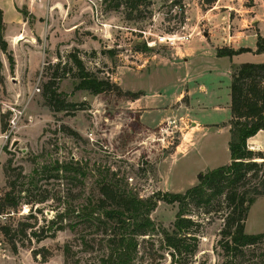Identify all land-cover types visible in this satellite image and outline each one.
Segmentation results:
<instances>
[{
	"label": "rangeland",
	"instance_id": "1",
	"mask_svg": "<svg viewBox=\"0 0 264 264\" xmlns=\"http://www.w3.org/2000/svg\"><path fill=\"white\" fill-rule=\"evenodd\" d=\"M216 1L152 0L150 6L130 14L124 7L108 8L102 0H45L52 9L41 19V38L32 42L22 33L14 43L10 37L13 28L8 30L14 69L11 71L10 61L0 49L7 67V74L2 67L0 111L5 114L3 109L9 104L24 112L1 159L0 204L10 213L1 227H10L11 237L0 229L4 240L0 264H75L77 260L84 264L96 260L102 249L97 243L101 231L83 221L81 214L85 205L104 199L103 185L119 187L139 198L158 191L182 193L199 183L200 173L228 164L229 130L198 134L191 147V121L181 110L189 102H170L185 83L181 77L186 72L202 73L199 80L210 76L200 59L190 56L186 63L183 58L191 38L211 42L212 34L223 29L209 11L217 6ZM253 1L237 0L238 7H251ZM243 12L237 11L232 19ZM251 15L244 13L240 24L235 20L232 33L235 27L254 28ZM26 17L33 16L27 12ZM46 18L49 25L44 23ZM165 33L190 34L191 38L180 46L154 43ZM74 56L82 59L94 76L119 85L123 93L114 89L93 94L77 89L80 79ZM58 62H62L61 75L66 72L58 81L59 99L75 104L61 111L54 110L43 96L44 84ZM37 84L40 92H35ZM145 94L154 102H148ZM229 114L224 108L206 119L223 121ZM259 169L256 177L251 171L248 188L262 187L264 165ZM8 192L16 205L3 204ZM256 201L246 222L249 234L264 232V195ZM222 206L219 199L209 212L192 206V216L202 223L191 264H264V240L234 258L221 250ZM178 209L177 204L158 203L151 212L156 229L140 238L135 264H170L162 232L173 230ZM83 238L94 242L92 251L86 250Z\"/></svg>",
	"mask_w": 264,
	"mask_h": 264
},
{
	"label": "trees",
	"instance_id": "2",
	"mask_svg": "<svg viewBox=\"0 0 264 264\" xmlns=\"http://www.w3.org/2000/svg\"><path fill=\"white\" fill-rule=\"evenodd\" d=\"M108 8H127L130 14L140 12L152 4V0H102ZM216 1V0H209ZM26 16L27 11L21 10ZM3 11L0 8V48L7 55L11 71L14 69V58L8 52V42L4 37ZM251 48L230 47L217 48V56H230ZM257 53L264 52V37L260 34L257 39ZM77 67L76 76L80 79L77 89H86L93 94L111 92L114 89L120 93L123 90L110 79H100L85 67L82 59L73 57ZM62 62L54 65V72L44 84L43 96L47 103L57 111L70 109L75 104L59 99V80L62 76L59 68ZM50 65V64H49ZM48 65V66H49ZM2 61L0 58V81L2 76ZM51 69V65L48 67ZM45 73H48L46 70ZM129 93V92H128ZM231 139L229 148L231 161L203 173H200L199 183L188 188L185 192L175 193L158 191L148 198H139L127 193L119 187L105 184L102 193L105 196L98 203L90 202L83 207V221H89L97 231H101V246L98 258L84 264H135L140 252V238L149 235L156 229L151 218V212L160 201L177 204L179 209L172 231L162 232V245L170 256V264H191L199 247V228L201 221L192 216V206L209 212L214 201L223 204L224 225L220 231L219 247L227 256L244 255V249L264 240V232L249 234L245 231L246 222L251 206L259 195H264V178L259 185L248 188L249 175L253 177L264 165V152L249 149L247 140L258 131L264 130V63L245 62L232 65L231 81ZM5 114L1 115L2 132L7 124ZM16 205L11 193H6L4 203ZM54 222V221H53ZM7 238L11 237V228L0 227ZM86 250L94 248L92 240L83 238ZM104 248V249H103ZM69 253V249L66 250ZM68 262V258H67ZM75 264H81L79 260ZM156 264V263H152Z\"/></svg>",
	"mask_w": 264,
	"mask_h": 264
},
{
	"label": "crops",
	"instance_id": "3",
	"mask_svg": "<svg viewBox=\"0 0 264 264\" xmlns=\"http://www.w3.org/2000/svg\"><path fill=\"white\" fill-rule=\"evenodd\" d=\"M216 2L217 6H213L209 11H211L214 22H217L219 26L223 25V29L221 28L217 34H212L210 37L211 42H205L201 39L195 40L198 37H195L194 39L191 38L189 47L186 49V53L183 58L186 63L188 62L190 56L200 59L202 61L201 66H204V72H206L207 76L209 74L210 76L209 78L207 77V80L205 81L199 80L202 73H195L192 75L193 72H186L184 76L181 77V82L185 81V83H182L180 89L177 93H175L174 97L170 101L189 102L185 105V107L183 106L181 110H183V114L187 115L189 121H191L192 129L189 131V137L194 140L191 147L196 145L198 134L204 135L207 132H211L213 129L218 131V129L221 130L222 128H226L230 132V121L232 118V65H238L245 62L264 63V52H256L258 35L263 34L264 37V0H254L251 7L241 6L243 9H239V3L237 0H218ZM45 3V0H0V8L3 11L5 25L4 37L8 42L9 49L10 39L7 32L10 28H13V30H10V37L14 43L22 33L28 34L32 42L36 37L41 38V32L44 27L41 19L44 18V13L48 12L49 14V11L52 9V6L49 3ZM218 9L220 10L218 11ZM21 10H26L29 15L33 16L32 19H30V17H26ZM237 11H246L247 13L250 12L252 14L251 21L256 23L253 24L254 28L248 30L247 26H240L239 28L235 27V32L232 33V24L236 23L234 21L237 20V23L240 24L245 20L242 15L246 12L239 14V17H234L236 19H232L233 14L236 15ZM47 19L48 18H46L44 23L49 25V20ZM225 46L234 49L245 47L251 48L252 50L235 54L232 57L217 56V48ZM249 54H251V58H241L246 57ZM17 58L16 61H18ZM1 61L4 66V72L7 74L6 63L3 58H1ZM219 61H223L224 63H221L222 65H220ZM186 96L188 97V100L184 101ZM145 97H147L148 102H154L153 100H150L149 94H145ZM224 108H226V111L228 110L230 113L228 118H225V120L217 121L216 119H206V117L211 113L218 114L220 110H223ZM1 133L2 128L0 111V135ZM247 145L249 149L264 152V130H260L255 135L249 137ZM258 201H256L255 204L258 203Z\"/></svg>",
	"mask_w": 264,
	"mask_h": 264
},
{
	"label": "built area",
	"instance_id": "4",
	"mask_svg": "<svg viewBox=\"0 0 264 264\" xmlns=\"http://www.w3.org/2000/svg\"><path fill=\"white\" fill-rule=\"evenodd\" d=\"M175 8L180 9L181 6L175 5ZM190 38H191L190 34L165 33L164 35H158L157 39L154 40V43L159 42L170 46H180L182 45V43L189 41ZM40 90L41 88L37 84L35 88V92H40ZM23 112H24L23 108L17 109L16 107L11 106L9 104L8 105L6 104V108L3 109V113L5 114L9 113V116L6 118L7 126L0 135V167H1V159L5 149V145L9 142V140L12 139L13 134L17 130ZM9 215L10 213L5 212L0 204V227L1 224L7 219ZM3 248H4V240L0 236V251L3 250Z\"/></svg>",
	"mask_w": 264,
	"mask_h": 264
}]
</instances>
